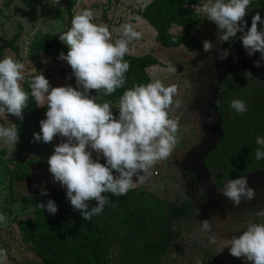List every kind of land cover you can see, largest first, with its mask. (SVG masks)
<instances>
[{"label":"clouds","instance_id":"obj_1","mask_svg":"<svg viewBox=\"0 0 264 264\" xmlns=\"http://www.w3.org/2000/svg\"><path fill=\"white\" fill-rule=\"evenodd\" d=\"M48 2L55 5L58 0ZM250 2L203 0L196 7L206 20L216 25L219 41L231 44L240 33L239 40L246 54L260 53L259 60L254 61V66L259 68L264 61V19L256 13L250 27L247 26L243 18ZM92 20L93 12L84 9L72 17L71 27L58 36L68 48L67 54L61 52L58 59L71 67L76 88L51 87L39 72L29 81L30 91L26 92L20 83L24 65L11 57L0 58V119L5 120L6 114L22 119L29 95L38 106L46 103V118L39 122L40 133H33V139L47 144L54 137L66 138L53 146V153L47 159L48 171L54 183L66 188L67 200L85 221L112 205L107 194L123 196L137 184H143L149 170L170 155L178 130V120L172 118L170 112L179 106L174 99L176 86H166L159 79L126 89L118 100V115H113L108 101L97 103L101 92L108 96L124 85L129 69L124 59L129 52L128 45L139 40L142 33L134 30L132 24L124 23L118 29L120 37L113 41L108 27ZM202 45L205 52L213 48L208 41H202ZM228 55V49H223L218 59L224 60ZM90 90H96L97 94H90ZM229 107L238 114L247 111L245 102L240 99H232ZM212 119L210 117L209 121ZM18 140L16 126L0 124V146L14 147ZM255 143L258 146L255 159L264 160V136L257 135ZM101 157L103 164L99 162ZM133 177H136L135 182ZM40 194L47 195L43 187ZM220 194L234 207L242 200L255 198L244 176L227 180ZM91 201H95V206ZM39 205L49 214L57 212L55 202L50 199ZM4 220L5 216L0 214V222ZM199 231L207 234L209 243L219 246L217 254L227 248L233 257L251 264H264V209L250 215L246 230L239 236L217 238L212 234L208 219L199 222ZM5 259L6 251L0 248V264ZM196 264H201L199 259Z\"/></svg>","mask_w":264,"mask_h":264},{"label":"rangeland","instance_id":"obj_2","mask_svg":"<svg viewBox=\"0 0 264 264\" xmlns=\"http://www.w3.org/2000/svg\"><path fill=\"white\" fill-rule=\"evenodd\" d=\"M151 1L58 0L57 4L52 5L48 0H0V36L3 39H13L21 32L17 41L18 55L12 50H7L3 57L7 56L12 59L18 57L17 61L24 65L21 86L24 85L28 76L38 71V68L44 73L50 74L48 81L51 87L73 86L72 84H76V80L66 61L54 60L40 54V65L37 67L30 59L32 44L38 37L49 33L59 40V34L66 32L71 27L72 17L84 9H90L93 12V23L104 24L108 27L110 38L113 41L120 37L118 29L124 23L132 24L134 30L141 32V38L131 41L128 45V54L136 57L150 55L161 63L160 66L149 69L148 74L152 81L159 79L166 86L169 84L176 86L177 93L174 99L179 102V106L172 108L170 115L178 120V130L176 132L177 142L170 155L166 159L158 161L149 170L145 182L137 184L134 188L145 189L150 195L168 202H181L190 199V197L193 198L194 215L191 219L177 222V226L182 231V237L165 258V264H196L197 259L201 264H212L213 254L222 257V264H235V259L238 258L231 256L227 248L217 254L219 246L208 242L207 234L199 231V222L208 219L212 234L217 238L239 236L246 230L247 223L244 226H237L222 220L226 218L214 215L204 203L202 204L201 200L196 199L192 180L194 176L191 172L184 170L183 162L204 141L200 135L197 136L198 127L195 123V118L197 119L199 113L197 110L202 107L201 100L210 94L214 81L225 76V72L232 67L231 63L236 56L245 53L238 38L241 34L237 33L235 44L219 41L220 34L216 25L206 20L204 13L196 7L203 3V0H200L191 7L200 21L198 27L193 29V33L201 41L212 43L213 48L209 52L203 50V45L193 52L188 51L185 47L164 48L157 42L155 28L141 16V12ZM251 2L257 3L260 0H251ZM252 12L253 9L249 7L243 18L244 21ZM258 13L264 18V3L260 5ZM174 32L178 33V30ZM223 49H228L229 55L226 59L220 60L218 54ZM254 56H249L253 63L259 60L260 55L255 53ZM261 65L260 68L264 69V61H261ZM44 105L46 103L40 104L39 107ZM0 124L9 127L13 124L17 127L16 117L6 114V119H0ZM64 139L66 138L54 137L52 142L46 144L43 150L45 155L35 150H22L19 141L14 147L0 146V151L5 152L4 156H0V214L5 216V220L0 222V248L6 251V259L3 264L42 263V260L29 249L21 235L20 222L35 218L33 208L26 207L22 199L24 196L31 195L41 185L61 189L66 193V188L53 182L47 164L48 157L53 153V146ZM93 156L96 157L95 152H93ZM33 157L36 158V163L33 167L28 166L30 170L28 182L20 184L19 181H15L12 194L9 170L13 169L18 162L27 163ZM101 159L103 160L102 157ZM155 172H157V176ZM135 180L136 177H133L134 182ZM262 184H264V178L254 186L255 191H259V186L261 187ZM256 197L255 194V198L248 203V209L244 216L247 221L257 209H261L262 206L264 208V195L260 197L262 206L258 200L256 201ZM252 219L254 221L255 217L253 216ZM119 257L120 248L113 246L107 251L104 263L115 264ZM244 263L251 264L245 260Z\"/></svg>","mask_w":264,"mask_h":264},{"label":"trees","instance_id":"obj_3","mask_svg":"<svg viewBox=\"0 0 264 264\" xmlns=\"http://www.w3.org/2000/svg\"><path fill=\"white\" fill-rule=\"evenodd\" d=\"M199 1L152 0L141 12V16L155 28L157 42L161 46L167 49L185 47L193 52L202 47V41L193 33V29L198 27L200 21L191 9ZM260 3H264V0L250 2L249 7L253 12L246 17L248 27L251 25L252 16L258 13ZM175 30H178V33L174 32ZM20 36L21 32L13 39H3L0 36V58H3L7 50H12L18 55L17 41ZM231 44H235V40ZM32 45L30 59L37 67L40 65V54L59 60V54L61 52L67 54L68 51L66 45L49 33L38 37ZM124 59L129 63L124 85L108 96L101 92L97 98V103L105 101L110 103L114 116L118 115V100L122 93L134 85L151 82L148 70L161 65L150 55L136 57L126 54ZM14 60H18V57ZM236 70L242 69L236 68L235 65L225 75L234 76ZM39 72L49 79L50 74L38 68L35 74L28 76L22 86L26 92L30 91L29 81L34 75L40 74ZM221 83H225L223 78ZM72 85L76 88V84ZM90 94L96 95L97 92L90 90ZM46 110V105L39 107L29 95L27 106L22 110L23 118L16 117L18 141L22 150H35L45 155L43 150L46 143L34 142L33 133H40L39 122L46 118ZM4 155L5 152L0 151V156ZM95 158L93 156V159ZM99 162L103 164L104 160L100 159ZM206 162L207 159L205 165ZM35 163L36 158L33 157L27 163L18 162L9 170L12 194L13 183L28 182L30 178L28 166L33 167ZM41 187L46 190V196L40 194ZM107 195L113 202L112 205L106 206L100 215L92 217L89 221L83 220L80 212L73 209L61 189L41 185L31 195L23 197V204L33 208L35 218L20 222L21 235L29 249L42 260L40 264H105L104 257L113 246L120 248V257L115 264H165V258L182 237L177 222L191 219L194 215L193 201L187 199L181 202H168L139 188H133L123 196H112L110 193ZM49 199L57 206L55 214H49L39 205L46 204ZM90 204L95 206V201H91ZM212 259V264H222L220 255L213 254ZM235 261V264H245L243 258Z\"/></svg>","mask_w":264,"mask_h":264},{"label":"flooded vegetation","instance_id":"obj_4","mask_svg":"<svg viewBox=\"0 0 264 264\" xmlns=\"http://www.w3.org/2000/svg\"><path fill=\"white\" fill-rule=\"evenodd\" d=\"M258 54L260 55V53ZM231 64L232 67L236 65V68L241 67L242 70H236L234 76L227 77L225 75L223 77L225 83L219 84L218 87L216 84L219 79L213 83V93L216 95L215 107L211 112L219 127L216 129L217 138L212 143L213 149L206 158L209 184L215 188L219 195H222L220 193L227 180L237 176L247 177L264 169V160L257 161L254 155L255 149L258 147L255 143V137L257 135L264 136V69L255 67L246 52L236 56ZM260 69L261 71H259ZM246 73H251V75H246ZM232 99L244 101L247 111L243 114L232 111L229 107ZM206 130V127L201 128L199 135L203 140L207 137L208 140H211L213 129L209 132ZM194 188L195 198L208 206V194L199 184H196ZM259 189V191H255L253 188L257 195L256 201L258 200L262 206L260 197L264 195V184L259 186ZM247 204L244 200L245 210L241 214L243 217L248 209ZM225 208L229 211L236 209L233 204ZM261 209H264L263 206ZM261 209H257V211ZM242 222L247 223L248 221L243 219Z\"/></svg>","mask_w":264,"mask_h":264},{"label":"water","instance_id":"obj_5","mask_svg":"<svg viewBox=\"0 0 264 264\" xmlns=\"http://www.w3.org/2000/svg\"><path fill=\"white\" fill-rule=\"evenodd\" d=\"M220 81L221 79H219L218 83L216 84L217 87L220 84ZM215 95L216 93H213V88H212L210 94L205 98V105H204V109H207L205 110L207 116L213 118L211 123L213 129V138H211V140L206 141L202 147H200L194 153H192L183 162V168L185 171L194 174V178L197 181V184H199L203 188L204 192L208 194L209 202H208V206H206L208 210H211L214 215L223 214V215L231 216L232 218L235 219L236 222H239L245 219V217L241 215L242 212L245 210L244 200L241 201V204L239 206H235L236 207L235 211L227 210L225 207L231 205L232 202L229 201L227 198H225L223 195H218L216 193L215 188L209 184V172L205 165V159L209 155V152L213 149L212 143L217 138L216 129L217 127H219L218 122L215 120L214 115L211 112L212 109L215 107ZM246 178L249 187L253 189L254 186L259 182V180L264 178V169L252 173ZM245 203H249V201H245ZM246 207H248V204Z\"/></svg>","mask_w":264,"mask_h":264},{"label":"crops","instance_id":"obj_6","mask_svg":"<svg viewBox=\"0 0 264 264\" xmlns=\"http://www.w3.org/2000/svg\"><path fill=\"white\" fill-rule=\"evenodd\" d=\"M151 81H152V79H151ZM201 104H202V107H200V108H198L199 110H197L199 113H198V116H197V119L195 118V123H196V126L198 127V131H197V136H199V130L202 128L203 129V127H206V132H209L211 129H212V120H211V122L209 121V118H210V116H207V114H206V111L205 110H207V109H204V105H205V98L204 99H202L201 100ZM192 126V125H191ZM206 141H208V137H207V139H205L204 141H203V144L200 146V147H202L204 144H205V142ZM199 147V148H200ZM198 148V149H199ZM195 152V151H194ZM192 154V152L188 155V156H190ZM188 156H186V157H188ZM185 161V160H184ZM186 172H188V171H186ZM192 174V173H191ZM155 175L157 176V172H155ZM187 175H188V173H187ZM192 176H194V174H192ZM192 180H193V186H196V184H197V181L195 180V178L194 177H192ZM219 195V194H218ZM190 199L193 201V198H191L190 197ZM205 207V206H204ZM206 209V208H205ZM244 212V211H243ZM220 216H223L224 218H226V219H222V220H225V221H228V222H230V223H232V224H236L237 226H244V224L245 223H243L242 222V220L241 221H239V222H236L235 221V219L234 218H232L231 216H224V215H220Z\"/></svg>","mask_w":264,"mask_h":264}]
</instances>
